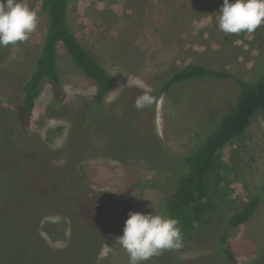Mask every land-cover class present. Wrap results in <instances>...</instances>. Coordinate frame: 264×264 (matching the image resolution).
<instances>
[{
    "label": "rangeland",
    "instance_id": "374dc122",
    "mask_svg": "<svg viewBox=\"0 0 264 264\" xmlns=\"http://www.w3.org/2000/svg\"><path fill=\"white\" fill-rule=\"evenodd\" d=\"M40 1L25 0L39 19L28 40L0 47V264H16L14 245L21 242V232L34 215L33 201L43 205V211L34 233L27 231L28 250H22L30 254L26 264H88L87 255L93 250L95 264H129L128 253L117 240L123 227L115 222L99 220L93 226L101 233L96 249L90 237L77 233L69 249L58 253L67 246L71 229L60 210L46 205L53 203L51 183L44 180L40 193L38 180L32 178L22 185L24 198L15 199L12 194L19 183L15 174L27 176L30 171L39 178L47 170L44 164L60 170L74 159L67 176L74 175L87 186L94 193L90 197L103 199L128 191L121 207L154 213L159 188L172 177L181 156L214 127L234 100L237 86L232 78L203 76L173 84L147 109L137 111L134 99L157 90L188 62L250 78L264 47V25L252 33L221 32L217 20L223 0H67L73 32L112 74V88L87 118L94 85L58 43L57 69L66 96L54 104L50 85L43 81L27 135L19 132L14 140L9 135L17 124L13 103L47 25ZM217 156L227 162L229 174L209 211L176 249V264H221L216 245L224 221L264 181L260 114ZM62 189L75 197L71 187ZM119 209L105 211H115V217ZM30 242L36 244V252L28 247ZM228 244L239 264H264V198L246 222L229 232ZM169 255L170 250H163L143 264H172Z\"/></svg>",
    "mask_w": 264,
    "mask_h": 264
},
{
    "label": "trees",
    "instance_id": "16d2710c",
    "mask_svg": "<svg viewBox=\"0 0 264 264\" xmlns=\"http://www.w3.org/2000/svg\"><path fill=\"white\" fill-rule=\"evenodd\" d=\"M40 8L46 12L47 25L37 56L30 69L22 77L20 95L13 103L12 114L17 124L11 128L9 135L14 140H16L15 137L19 132L27 135L32 111L43 81L50 85L54 104H60L66 96L57 69L58 43L62 45L70 59L94 85L92 100L86 110L87 118L90 119L93 111L100 108L113 84L112 74L99 63L93 54L83 47L73 32L68 22L67 0H41ZM203 76L232 78L237 86V92L234 100L221 113L214 127L195 147L181 156L180 160L177 161L172 177L164 186L159 188L160 196L153 214H161L176 219L183 238L189 237L193 233L197 223L209 211L219 194L221 181L229 174V165L217 156V152L241 136L255 114H260L264 122V47L258 56L253 74L248 79L223 70L208 68L196 62H188L173 71L151 94L156 99L173 84ZM81 128L84 131V124L81 125ZM37 146L41 150L39 142ZM29 159H27V163H30ZM73 161L74 159L67 161L68 163H65L60 170H56L51 164L48 165L50 167L44 164L47 170L39 178L33 177L35 173H30V171L27 172L29 174L27 176L15 174L19 179L16 191L12 194L15 199L24 198L22 185L29 183L32 178L38 180L36 187L40 193L44 191L41 185L44 180L51 183L52 197L49 202L53 203L46 205L50 209L54 207V209L60 210V213L69 220L71 229L67 246L58 253H64L69 249L68 247L73 243V238L77 233L90 237L89 241H94V249H96L101 233L93 226L100 220L115 222L121 228L129 213L126 208L120 205L128 191L105 196L103 199H97L94 197L95 195L90 197V194L94 193L87 186L80 184L74 175L67 176ZM56 174L59 177H56ZM63 185L66 188L71 187V190L76 194L75 197L69 193L65 194L64 189H62ZM263 198L264 181L243 203L241 208L233 212L224 221L216 245L221 264H239L228 244L229 232L246 222L254 214ZM30 206L34 215L25 225L24 233L21 232L23 234L20 237L21 242L18 241L13 249L16 264H26V257L30 254H22V250H28L25 246L26 238L29 236L27 231L33 230L34 233L39 214L43 211L41 208L43 205L34 201ZM115 206L117 209L120 208L118 216H113L115 211H105L106 208L110 211ZM35 242L37 243V241ZM28 247L33 249L32 252H36L35 249H38L34 242H30ZM85 247L87 246L85 245ZM85 253L88 254L87 251ZM87 258L88 264H95V250L90 251ZM169 261L176 264V249L170 250Z\"/></svg>",
    "mask_w": 264,
    "mask_h": 264
},
{
    "label": "clouds",
    "instance_id": "9594fccd",
    "mask_svg": "<svg viewBox=\"0 0 264 264\" xmlns=\"http://www.w3.org/2000/svg\"><path fill=\"white\" fill-rule=\"evenodd\" d=\"M218 28L225 34L254 32L264 25V0H223L219 8ZM38 14L25 0H0V47L28 40L37 28ZM155 103L145 91L134 99L137 111ZM117 240L129 256V264H143L163 250L182 247L183 236L178 221L153 212L130 211Z\"/></svg>",
    "mask_w": 264,
    "mask_h": 264
}]
</instances>
